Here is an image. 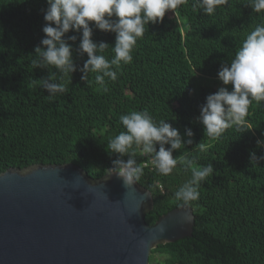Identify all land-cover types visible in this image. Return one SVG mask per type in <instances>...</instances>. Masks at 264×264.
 Returning a JSON list of instances; mask_svg holds the SVG:
<instances>
[{
  "label": "trees",
  "instance_id": "trees-1",
  "mask_svg": "<svg viewBox=\"0 0 264 264\" xmlns=\"http://www.w3.org/2000/svg\"><path fill=\"white\" fill-rule=\"evenodd\" d=\"M191 2L176 15L166 13L162 23L148 25L133 62L122 67L107 93L97 91L92 74L86 83L77 71L71 83L66 81L67 92L50 100L39 87L49 73L31 65L35 47L42 46L47 2L0 0V175L35 165L73 164L100 179L117 158L107 143L124 131L119 117L147 110L157 121L168 120L184 140L190 128L193 144L186 150L199 158V165L212 163L215 169L201 184L199 200L190 205L196 216L193 235L153 249L150 264L156 253L164 259L155 264H264V160L250 163L251 152L264 156L256 144L264 139V102L250 106L252 130L242 134L232 128L219 141L209 139L198 120L206 97L218 91L203 80L221 82L222 62L234 58L264 13H254L245 6L247 0H229L230 6L209 17L193 10ZM68 35L78 37L73 57L83 67L88 57L75 51L80 34ZM92 38L110 46L106 55L111 58L115 34L94 29ZM181 155L173 153L174 158ZM136 159L144 166L139 184L154 197V208L145 217L152 226L180 207L175 192L191 172L163 176L147 156L137 153Z\"/></svg>",
  "mask_w": 264,
  "mask_h": 264
},
{
  "label": "clouds",
  "instance_id": "clouds-1",
  "mask_svg": "<svg viewBox=\"0 0 264 264\" xmlns=\"http://www.w3.org/2000/svg\"><path fill=\"white\" fill-rule=\"evenodd\" d=\"M44 13L46 21L42 31L44 38L34 49L31 65L34 69L47 70V78L39 80V87L47 92L48 99H55L67 92V83H71L72 74L79 71L81 80L91 83L93 75L97 91L107 93L109 83L118 80L124 65L133 62V53L148 25L162 23L166 13L175 15L189 0H46ZM193 10L213 16L222 6H230L229 0H192ZM245 6L254 13H264V0H247ZM115 34V44L111 46L112 56L106 52L110 46L93 40V31ZM72 31L80 34L78 55H87L83 67H78L73 57V44L77 35H68ZM71 42V43H70ZM218 78L224 85L217 92L206 97V103L200 108L199 122L205 135L212 140H221L225 132L235 128L242 134L252 130L247 120L253 102H264V21L246 35L236 50L234 58L222 62ZM231 86V90L229 87ZM124 131L107 143L109 154L117 158L112 167L106 170L105 181L112 175L122 179L125 188H133L144 175V166L137 162V153L147 156L155 171L163 176L191 172L175 192L180 207L190 206L199 200V188L215 169L212 163L199 165L198 157L186 150L193 144V131L185 129L187 140L182 139L179 130L168 120H155L147 111H129L119 117ZM264 135V134H262ZM258 148H264V139L256 141ZM157 145L159 150H157ZM170 146V147H166ZM199 147L203 148L200 143ZM181 151L178 158L174 152ZM127 157L125 160L124 158ZM264 156L250 153V163L256 165ZM179 166V167H178ZM163 226L160 232H164Z\"/></svg>",
  "mask_w": 264,
  "mask_h": 264
},
{
  "label": "water",
  "instance_id": "water-1",
  "mask_svg": "<svg viewBox=\"0 0 264 264\" xmlns=\"http://www.w3.org/2000/svg\"><path fill=\"white\" fill-rule=\"evenodd\" d=\"M105 176L73 164L0 175V264H150L153 249L193 235L192 207L151 226L152 192Z\"/></svg>",
  "mask_w": 264,
  "mask_h": 264
},
{
  "label": "rangeland",
  "instance_id": "rangeland-1",
  "mask_svg": "<svg viewBox=\"0 0 264 264\" xmlns=\"http://www.w3.org/2000/svg\"><path fill=\"white\" fill-rule=\"evenodd\" d=\"M204 84H209V85H214V87H216L217 89H219L220 87H224V85L222 84V82H218V83H214L212 80L209 79H204L203 80ZM214 83V84H213ZM230 90V89H229ZM164 259V255L160 254V253H156L153 256V264L160 262Z\"/></svg>",
  "mask_w": 264,
  "mask_h": 264
},
{
  "label": "built area",
  "instance_id": "built-area-1",
  "mask_svg": "<svg viewBox=\"0 0 264 264\" xmlns=\"http://www.w3.org/2000/svg\"><path fill=\"white\" fill-rule=\"evenodd\" d=\"M160 189H163V187L160 185Z\"/></svg>",
  "mask_w": 264,
  "mask_h": 264
}]
</instances>
